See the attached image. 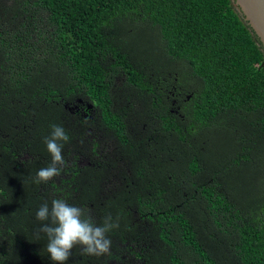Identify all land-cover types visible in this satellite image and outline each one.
I'll use <instances>...</instances> for the list:
<instances>
[{
  "label": "trees",
  "instance_id": "trees-1",
  "mask_svg": "<svg viewBox=\"0 0 264 264\" xmlns=\"http://www.w3.org/2000/svg\"><path fill=\"white\" fill-rule=\"evenodd\" d=\"M53 198L119 218L66 264H264V51L231 0H0V264H53Z\"/></svg>",
  "mask_w": 264,
  "mask_h": 264
},
{
  "label": "clouds",
  "instance_id": "clouds-1",
  "mask_svg": "<svg viewBox=\"0 0 264 264\" xmlns=\"http://www.w3.org/2000/svg\"><path fill=\"white\" fill-rule=\"evenodd\" d=\"M69 139L62 126L52 125L51 134L44 141L52 162L37 171L33 177L34 183H47L60 175L65 166L62 150ZM35 218L41 222L50 221L42 223L39 231L47 235L46 249L53 264H66L76 246H80L82 253L92 256L109 254L112 241L107 233L119 227L118 217L113 222L109 215L101 225H97L90 209L69 204L63 198H53L51 207L44 202L36 211Z\"/></svg>",
  "mask_w": 264,
  "mask_h": 264
},
{
  "label": "water",
  "instance_id": "water-1",
  "mask_svg": "<svg viewBox=\"0 0 264 264\" xmlns=\"http://www.w3.org/2000/svg\"><path fill=\"white\" fill-rule=\"evenodd\" d=\"M233 7L243 18L263 47L264 51V0H231Z\"/></svg>",
  "mask_w": 264,
  "mask_h": 264
}]
</instances>
